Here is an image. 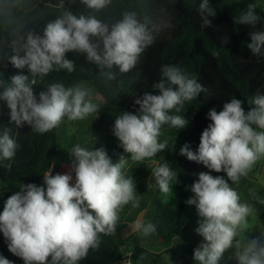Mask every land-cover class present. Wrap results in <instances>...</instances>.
I'll list each match as a JSON object with an SVG mask.
<instances>
[{
	"label": "clouds",
	"instance_id": "clouds-1",
	"mask_svg": "<svg viewBox=\"0 0 264 264\" xmlns=\"http://www.w3.org/2000/svg\"><path fill=\"white\" fill-rule=\"evenodd\" d=\"M80 2L91 10L87 15L77 16L65 9L54 22L46 24L43 36L29 31L26 37L22 36L19 47L13 46L15 54L9 58L10 63L17 69L27 66L31 77H43L54 67L74 71L76 65L66 58V53L75 52L86 54L89 62L101 68L116 66L121 73L132 70L140 55L154 42L147 23L138 20L135 12H124L121 20L109 24L97 18L96 13L106 9L112 0ZM60 7H64L63 0ZM258 7L261 5L250 3L234 22L255 28L260 21ZM199 13L202 27H211L210 17L216 11L209 0H202ZM249 35L247 48L253 55H261L264 31H252ZM21 48L25 52L23 57L19 55ZM160 75V82L153 85L159 94L145 93L135 101L139 105L138 114L123 112L114 123L113 134L134 161H143L166 149L167 140L159 142L162 126L170 124L182 129L188 124L184 117L169 112L181 111L186 101L207 91L179 66L163 65ZM109 78L115 76L109 74ZM33 85L34 80L23 74L13 75L7 81L0 79L3 89L0 100L6 101L10 123L17 128L27 124L32 131L44 134L65 117L84 120L98 110L89 88L51 83L37 99ZM249 103L254 107L247 113L242 101L236 98L224 103L219 112L211 109L207 115L212 123L203 130L198 151H191L185 143L180 155L217 173L223 171L229 180L238 183L264 158V95L257 94ZM11 132L12 127H4L0 132V161L12 160L20 147ZM70 153L74 157V184L71 174L52 175L50 171L43 175V186L21 184L20 190L4 203L0 232L8 241L9 251L24 264H78L90 249L99 248L101 235L115 233L119 213L125 205L139 207L133 178L122 174L126 164L123 156L114 163L103 147L90 149L80 144ZM152 174L160 191L168 194L177 174L167 163L156 167ZM198 177L190 187L194 195L185 201L196 208L200 219L195 232L204 240L194 250V260L198 264H218L224 253L234 247L229 259H235L238 264H264L261 242L264 238L236 239L248 228L247 217L253 209L240 202L238 192L224 177L209 172H200ZM134 227L144 236L156 231L152 223L144 224L140 220ZM0 264L13 262L0 255Z\"/></svg>",
	"mask_w": 264,
	"mask_h": 264
},
{
	"label": "trees",
	"instance_id": "trees-1",
	"mask_svg": "<svg viewBox=\"0 0 264 264\" xmlns=\"http://www.w3.org/2000/svg\"><path fill=\"white\" fill-rule=\"evenodd\" d=\"M222 1L209 0L216 15L210 17L211 27H202L203 20L199 13L202 0H112L106 9L96 13L97 18L113 24L122 19L124 12H135L137 19L146 22L154 36V42L140 55L132 70L121 73L116 66L101 68L100 65L89 62L84 53L68 52L66 58L76 65L74 71L68 72L67 69L54 67L46 76L31 77L27 66L17 69L10 63L9 58L15 54L13 46L19 47L20 42L23 43L22 36L26 37L29 31L43 36L46 24L54 22L65 9L71 10L77 16L87 15L91 10L80 0H63V8L60 7V0H0V79L7 81L13 75H28L34 80L32 87L37 99L39 93L46 90L51 83H63L65 87L85 85V88L91 89L96 95V101L93 102L99 106L97 112L91 114L96 121L92 123L96 129L103 127L105 130L107 127L101 123L108 121L110 122L107 124L114 126L116 118L123 112L138 114L139 105L135 101L142 99L145 93L158 95L159 90L153 88V85L162 79L160 69L163 65L181 67L190 78H195L207 89L195 99L186 101L181 111L173 109L169 112L170 115L184 117L188 124L182 129L170 124L163 125L159 142L167 140V148L151 158L143 161L132 160L131 154L120 147L119 140L114 145L107 138L104 142L100 138H90L79 143L81 147L90 149L103 147L114 163L121 156L129 159V164L124 166L122 173L129 169L131 177H135L140 171L144 172L143 184L137 194L139 207L131 204L129 210L119 216L118 221L132 220L126 218L129 212L133 214L145 209L146 200L143 198L145 192L152 195L147 183H156L152 174L156 167L167 163L177 174L176 180L174 178L172 181L176 190V203L168 205L158 200L153 202L160 214L157 217L161 219L158 224L160 239L167 245L164 252L177 259L178 264H190L189 258L194 257L196 249L187 244L172 247L169 243L178 235L183 225L182 200L194 195L190 187L198 181V174L209 172L213 176H222L230 187H234L242 179L241 177L238 183H233L225 172L217 173L202 163L190 161L186 156L180 155V148L187 143L191 151H198L201 134L212 123L207 115L211 109L219 112L224 103L236 98L242 101V107L247 113L254 107L249 102L257 94L264 95V50L261 55L256 56L247 48L250 43L249 34L252 31H264V7L256 9L260 21L253 28L234 22L235 17L246 11L242 1L221 7ZM99 51L102 54V43ZM19 55H25L22 48ZM109 74H113L115 78L110 79ZM9 113L6 101L0 100V132L4 127H12L11 135L20 145L12 160L0 161V183L14 188L17 192L21 184L34 183L43 186V175L50 172L53 159L61 156L58 154L56 128L44 134L32 131L27 124L17 128L10 123ZM71 144L72 140L69 139L68 146ZM147 162H153L154 167H147ZM73 177L75 179L74 171ZM260 220L264 224V211ZM124 222L119 223L125 224ZM123 250L131 252L133 264L157 263L158 255L151 257L140 246L137 237L130 235L122 238L120 230H115L113 235H101L99 248L90 249L88 255L78 264H113L120 258ZM0 255L13 264H24L20 257L9 251L8 241L2 233Z\"/></svg>",
	"mask_w": 264,
	"mask_h": 264
},
{
	"label": "rangeland",
	"instance_id": "rangeland-1",
	"mask_svg": "<svg viewBox=\"0 0 264 264\" xmlns=\"http://www.w3.org/2000/svg\"><path fill=\"white\" fill-rule=\"evenodd\" d=\"M239 1H242L244 10H247L248 5L252 2L261 5V7L258 8L264 7V0H223L221 3V7H225L230 5L231 3ZM81 86L85 87V85L83 84ZM91 98L93 101H96V95H94L92 92ZM86 120L84 119L72 121L68 120L65 117L62 122L56 127L57 143L59 145L58 154L62 156V154L67 149L73 148L76 144L82 143L86 140H89L90 138H100L102 142H104L105 138H107L109 143L112 145H114L118 141V138L113 134L114 126L107 124L110 121L101 123V125L107 127L104 130L103 127L96 129V127L92 125V123L96 122L92 115L88 116ZM83 121H86L84 125L82 124ZM69 139L72 140V144L70 146H68ZM128 160L129 159H126L125 166L129 164ZM154 165L155 164L153 162L146 163L147 167H154ZM122 174L125 178H133V183L136 188L135 194H138L137 191L143 184L144 172L140 171L138 174H136V176H139L131 177V172L129 171V169H125ZM171 183V191L168 194H164L160 191L156 183L153 184L151 181H149L147 183V186L152 190V195L149 196L146 194L148 192H145L143 198L146 200L144 206L145 209L133 214L132 212H129V215L126 218L129 217L132 218V220H128L127 222L118 221L115 226V230H120L121 232L122 228H126L131 224L132 233L130 235H134L135 237H137V239L141 240V246H143V248L147 250L150 255H152L151 257H153L154 255H158L156 264H178L177 259L171 258L164 252V250L167 248V245L160 239L161 235L158 224L160 223L161 219L158 218L160 217V214L156 211L153 202V200H158L161 203H165L168 205H174L176 203V190L174 183ZM232 188L238 192L240 196V202L249 205L253 209L252 213L247 217L248 228L241 233V236H238L236 239H242L243 236L247 237V239H253L258 236L264 238V224H262L260 220V215L264 211V158L258 160L248 172V174L246 176H243L241 181ZM186 191L187 190H185V192ZM187 199L188 198H184L182 200V202L184 203V209L182 211L183 225L180 228L178 235L169 243V245L172 247L187 244L197 248L201 243L204 242L203 237L195 232V229L198 227L197 221L200 218L197 214L195 206L187 205L185 203ZM129 207L125 210V212L129 210ZM131 210L132 209H130V211ZM137 220H140L144 224L152 223L155 226L156 231L147 236H144L142 232H138L135 230L134 225ZM119 222H124L125 224H121ZM261 242L264 243V241ZM234 252V247L228 249L224 253L223 258L218 262V264H238V261H236L235 259H229V257L232 256ZM189 262L190 264H198V262L193 258H189Z\"/></svg>",
	"mask_w": 264,
	"mask_h": 264
},
{
	"label": "crops",
	"instance_id": "crops-1",
	"mask_svg": "<svg viewBox=\"0 0 264 264\" xmlns=\"http://www.w3.org/2000/svg\"><path fill=\"white\" fill-rule=\"evenodd\" d=\"M72 148L67 149L62 156L60 157H55L53 159V163L51 166V172L52 175H56V174H71L73 177V160L74 157L71 155ZM139 176V175H137ZM136 176V177H137ZM71 183H75V179L73 177V180L71 181ZM140 188L138 189L137 193L139 192ZM17 191H15L14 188H9L6 187L4 184L0 183V211L4 208V203L7 200L8 197H10L11 195H13L14 193H16ZM137 195V194H136ZM130 203L127 204L126 206L123 207V209L120 211L119 215H121L122 213L125 212V210L129 207ZM2 213V212H0ZM131 224L128 225V227L126 228H122L121 230V236H123L122 238H126L128 236H130V234L132 233L131 231ZM2 233V232H0ZM3 234V233H2ZM140 246H141V240H139ZM143 248V246H141Z\"/></svg>",
	"mask_w": 264,
	"mask_h": 264
},
{
	"label": "built area",
	"instance_id": "built-area-1",
	"mask_svg": "<svg viewBox=\"0 0 264 264\" xmlns=\"http://www.w3.org/2000/svg\"><path fill=\"white\" fill-rule=\"evenodd\" d=\"M113 264H133L131 252L123 250L120 258Z\"/></svg>",
	"mask_w": 264,
	"mask_h": 264
}]
</instances>
